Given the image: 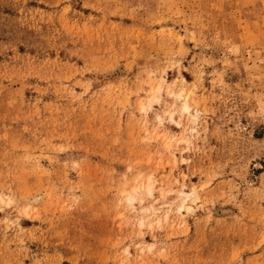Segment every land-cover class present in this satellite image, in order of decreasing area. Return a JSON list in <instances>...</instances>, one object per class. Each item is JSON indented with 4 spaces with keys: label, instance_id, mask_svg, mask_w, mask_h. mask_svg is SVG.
Returning <instances> with one entry per match:
<instances>
[{
    "label": "rangeland",
    "instance_id": "obj_1",
    "mask_svg": "<svg viewBox=\"0 0 264 264\" xmlns=\"http://www.w3.org/2000/svg\"><path fill=\"white\" fill-rule=\"evenodd\" d=\"M0 264H264V0H0Z\"/></svg>",
    "mask_w": 264,
    "mask_h": 264
},
{
    "label": "bare ground",
    "instance_id": "obj_2",
    "mask_svg": "<svg viewBox=\"0 0 264 264\" xmlns=\"http://www.w3.org/2000/svg\"><path fill=\"white\" fill-rule=\"evenodd\" d=\"M172 94H174L175 96H176V98L177 99H179L181 96H182V94L181 93H172ZM180 108L183 110V111H188L189 110V104H188V102L186 101V102H184V103H182L181 105H180ZM148 189L151 191V189H150V187H148Z\"/></svg>",
    "mask_w": 264,
    "mask_h": 264
}]
</instances>
